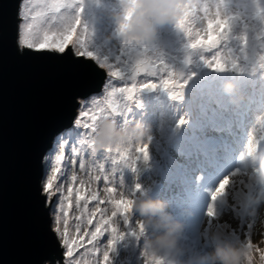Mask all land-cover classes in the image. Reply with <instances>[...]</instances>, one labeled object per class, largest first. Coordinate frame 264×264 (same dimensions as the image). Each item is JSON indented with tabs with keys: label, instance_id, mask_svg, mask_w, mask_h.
I'll return each instance as SVG.
<instances>
[{
	"label": "rangeland",
	"instance_id": "obj_1",
	"mask_svg": "<svg viewBox=\"0 0 264 264\" xmlns=\"http://www.w3.org/2000/svg\"><path fill=\"white\" fill-rule=\"evenodd\" d=\"M228 2L230 12L246 15L249 24L247 31L248 46L243 52L241 51L242 43L237 37L244 32V27L238 23L233 28L230 39L226 42L227 47L222 46L219 50L225 58H235L243 71L228 70L222 73L213 71L196 55L191 56V62H186L190 50L185 47L187 44L185 35L178 31L174 25L161 27L154 42L157 55L161 54L166 63L174 70L182 73V80H187L183 98H172L161 89H155L154 92L150 93L142 91L139 97L124 102L127 104V110L115 117L118 125H132L141 122L150 126L149 160L138 161L135 172L128 169L123 163H119L116 166L117 170L113 173L110 160H100L97 157L93 164L92 158L85 155V169L80 170V156L76 157V164L72 165L71 159L67 158L66 150L64 171L59 175L55 187H60L63 183V192L66 195L68 184L73 183L70 176L75 174L77 181L74 182L73 187H77L80 181H84L85 195H89L91 191H98L99 198L106 200L107 196L104 189L114 187L117 190L115 193L117 199L120 198L121 194L125 198L133 199L128 194V189H133L134 185L139 183L142 190L147 189L153 199L166 201L169 206L168 210L177 219L185 223V238L190 244L199 247L205 246L201 231L204 225L209 224V218L204 209L210 203V196H202L200 190L211 187L214 191L218 185L212 180L215 176L212 170L209 179H204L208 175L209 169L213 168L216 156L218 159H227L231 163L234 168H231L230 174L235 169L243 167L239 156L246 150L249 137L259 142L262 140L264 144V131L262 130L264 127V68L257 66L253 70V65L258 57L264 55V47H261L264 44V37L257 38L261 25L250 18L253 12L252 0H228ZM260 2L264 5V0H260ZM113 8L118 10L116 0H100L99 6L94 9V25L98 29H108L103 34L105 39H109V44L104 49L106 53L107 48L113 47L116 43L111 39L110 34L115 30L111 16ZM253 28L256 30L254 31ZM163 33L176 34L178 38L176 40L164 38ZM211 54L205 53L206 56ZM245 55H247V59ZM140 79L143 77H138V80ZM113 83L116 86H122L120 82L114 81ZM229 85L231 87H228ZM93 98L98 101L100 106H105L104 85L101 93L81 100V106L85 105L86 102L90 105ZM181 119L185 122L178 125V121ZM143 143H148V141ZM140 144L131 146L133 155L135 154L134 148ZM54 146V149L47 155L48 159H45L44 179L51 172V159L56 151V143ZM234 156H238L236 160H234ZM141 162H146V165L144 170L138 174L137 167L142 166ZM100 163L105 166L103 174L98 167ZM90 164L92 165L91 168ZM219 172L216 173V176L221 174V171ZM97 175L101 176L100 180L94 178ZM104 175L108 176L107 183L103 178ZM120 178L123 180L124 186L120 185ZM234 179L237 181L244 179L245 183L249 182L248 175H241ZM241 189L245 192L248 191L243 185L237 183L236 190ZM257 191L258 188L254 187L253 196L256 195ZM192 198L203 201L204 204L199 203V206L194 207L193 205L188 206L187 204ZM53 200L55 202L57 197L54 196ZM72 200L73 207L69 211L70 231L75 235L83 234L85 229L89 233L94 231L93 225L84 224L81 226V232L75 233V216L80 215V211L75 205V195H73ZM238 200L239 197L235 190H230L225 195L224 201L218 199L216 201L217 217L216 220L212 221V224L218 228L223 223L237 239L242 241L250 239L254 245L253 264H262L264 202H250L249 208H256L257 213L248 217L243 205H240L239 209L234 207V203ZM81 203L83 204V202ZM95 206L96 202L90 201L89 211ZM101 207L107 209L106 216L111 215L113 209L110 204L106 203ZM51 216L53 225L52 212ZM97 218H99V214ZM131 220L134 225L138 217L133 214ZM248 223L252 224L251 229L247 227ZM113 226L120 231L125 230L120 217L114 218ZM109 236L110 233L106 232L103 237L94 241L93 245L87 244L90 237L86 236L85 247L78 249L71 259L77 261V264H104L102 253L106 250ZM142 244V239L137 240L133 236H126L124 240L117 243L116 251L110 253L112 264H148L151 258L141 254ZM97 248L99 251H96ZM257 248L260 250L259 252L256 251ZM88 249H92V251L90 252ZM68 259L64 257V261ZM57 264L62 263L57 261Z\"/></svg>",
	"mask_w": 264,
	"mask_h": 264
},
{
	"label": "snow or ice",
	"instance_id": "obj_2",
	"mask_svg": "<svg viewBox=\"0 0 264 264\" xmlns=\"http://www.w3.org/2000/svg\"><path fill=\"white\" fill-rule=\"evenodd\" d=\"M121 4H127L126 14L133 11L136 0H119ZM100 0H20L17 5V37L18 44L22 49L33 50L36 52H51L75 58H85L93 61L100 69H106L107 82L104 84L106 92L105 106H100L98 101L93 98L90 105L86 102L81 106L79 115L74 121V127L70 129L66 136H60L56 142V151L52 156V168L50 174L42 182V193L45 196V204L51 205L50 211L53 213L52 231L56 234L59 244L66 250L63 255L69 258L64 264H77L72 260L74 253L78 249L85 247V237L88 245H93L94 241L99 240L105 233H110L107 240L106 250L103 251L104 264H112L110 253L116 251L118 242L124 240L126 236H133L139 240L140 234L144 231L142 221L136 220L133 225L132 217V198H125L123 194L117 199L115 196L116 188L109 187L104 189L107 199L101 200L98 191H91L85 195L84 181H80L77 187H73L77 181V176L72 174L67 187V194L63 192V183L60 187H55L59 175L64 171V162L67 158L71 159L72 165L76 164V157L80 156L79 168L85 169L84 156L92 158L93 164L97 157L100 160H110L113 166L112 172L117 169L119 163H123L128 169L135 172L137 162L140 160H149L148 143L140 144L134 148H109L105 152L97 153L90 143V136L95 128V122L101 113L110 114L116 117L118 114L127 110L126 101H132L139 97L145 89H161L175 99H182L187 80H182V73L174 70L166 63L161 54L157 55L154 44L145 45L134 43L119 38V32L122 27L115 28L111 32V39L116 43L113 47L104 49L109 44V39H105L103 34L108 31L107 28L98 29L94 25V9L99 6ZM253 12L251 19L259 22L261 25L257 38L264 37V5L260 0H252ZM214 9V11H213ZM179 15L175 28L182 32L187 38L186 49L190 50L189 58L186 62H191V56H198L203 63L216 72L228 70L243 71L235 58H225L222 56L221 47H227V41L232 35L233 28L239 23L244 27V32L237 37L242 43L243 52L248 46L247 31L249 24L246 15L241 13H232L229 11L228 0H179ZM112 11H115L113 8ZM255 31L256 29L253 28ZM264 47V44L261 45ZM205 53H212L206 56ZM247 59V55H245ZM264 68V55H261L253 65ZM138 77L143 79L138 80ZM120 82L122 86H116L113 82ZM183 119L178 121L182 125ZM259 141L249 137L246 150L239 156L242 168H237L230 174L225 175L210 193V203L206 210V216L209 218V224L216 220L217 210L216 201L223 198L230 190H235L239 200L234 203V207L240 208L243 205L244 211L249 216L252 208L249 203H254V186L251 183H245L244 179L239 181L235 177L248 175L246 158L251 156L258 149ZM115 153V155H112ZM48 159V157H45ZM92 165L90 164V168ZM101 174L104 173V164L98 165ZM100 180L101 176L94 177ZM105 182H108V176H103ZM237 183L247 188L236 190ZM120 185L124 186L120 178ZM142 191L139 183L129 190L128 194L134 197L136 193ZM73 195H75V205L80 211V215L75 216V233L81 232V226L93 225L94 231L84 230L83 234L75 235L70 231L69 211L73 207ZM57 197L54 202L53 197ZM95 201L96 206L89 211V202ZM83 202V204L81 203ZM110 204L112 212L106 216V208L103 204ZM99 214V218L97 215ZM244 214L243 212L241 213ZM120 217L125 227L120 231L113 226L114 218ZM95 219V223H94ZM63 225V227H61ZM247 227L252 228L248 223ZM247 235V234H246ZM239 240V239H238ZM249 247L254 248L250 239L244 241ZM92 251V249H88ZM96 251H99L97 248ZM257 252L260 250L257 248ZM264 257V252H261ZM148 264H159L158 261L150 259Z\"/></svg>",
	"mask_w": 264,
	"mask_h": 264
},
{
	"label": "water",
	"instance_id": "obj_3",
	"mask_svg": "<svg viewBox=\"0 0 264 264\" xmlns=\"http://www.w3.org/2000/svg\"><path fill=\"white\" fill-rule=\"evenodd\" d=\"M19 2L0 0V264H63L41 190L44 160L74 126L80 101L102 92L107 72L85 58L22 49Z\"/></svg>",
	"mask_w": 264,
	"mask_h": 264
},
{
	"label": "clouds",
	"instance_id": "obj_4",
	"mask_svg": "<svg viewBox=\"0 0 264 264\" xmlns=\"http://www.w3.org/2000/svg\"><path fill=\"white\" fill-rule=\"evenodd\" d=\"M116 3L118 10L112 11L111 16L115 28L123 26L119 32L122 41L152 45L160 28L165 25L175 26L179 15V0H136L135 7L129 14L125 12L127 4H121L119 0ZM58 137L50 151L54 149ZM149 137V125L141 122L118 125L115 117L101 113L95 122L90 143L97 153H101L109 148H127L140 144L148 141ZM237 157L233 158L236 160ZM221 161L225 162L220 169L224 170L221 173L234 168L227 159ZM246 164L248 181L258 188L254 203L264 202V150L254 151L246 158ZM168 207L166 201L153 199L147 189L133 197L132 215L135 214L144 225V231L139 237L143 241V256L158 261L159 264H253V248L242 240L231 238L213 224H206L202 228L201 237L205 246L190 244L185 238V223L177 219ZM256 213L257 209L252 208L251 214ZM261 261L264 264V257H261Z\"/></svg>",
	"mask_w": 264,
	"mask_h": 264
},
{
	"label": "bare ground",
	"instance_id": "obj_5",
	"mask_svg": "<svg viewBox=\"0 0 264 264\" xmlns=\"http://www.w3.org/2000/svg\"><path fill=\"white\" fill-rule=\"evenodd\" d=\"M106 93V92H105ZM72 128V127H71ZM70 128V129H71ZM70 129H68V130H70ZM67 131V130H66ZM65 131V132H66ZM64 133V132H63ZM61 134L62 136L63 135H65L66 133H64V134ZM215 170H217L216 168H215ZM216 172V171H215ZM224 199H225V196L223 197V198H221L220 199V201H224ZM218 229H222L223 231H225V233L226 234H228L231 238H233V239H237V237L233 234V233H230L228 230H227V226L225 225V224H223V223H221L219 226H218Z\"/></svg>",
	"mask_w": 264,
	"mask_h": 264
},
{
	"label": "trees",
	"instance_id": "obj_6",
	"mask_svg": "<svg viewBox=\"0 0 264 264\" xmlns=\"http://www.w3.org/2000/svg\"><path fill=\"white\" fill-rule=\"evenodd\" d=\"M262 130L264 131V127L262 128ZM261 130V131H262ZM264 147V144H263V142H262V140L259 142V146H258V148H263ZM237 163V162H236ZM198 203V200H195V199H190V202L187 204L188 206H192L193 205V207L195 206V205H197V206H199L200 204H197Z\"/></svg>",
	"mask_w": 264,
	"mask_h": 264
}]
</instances>
